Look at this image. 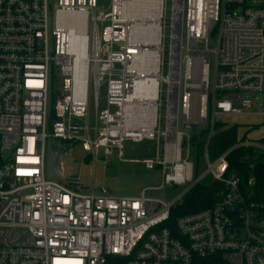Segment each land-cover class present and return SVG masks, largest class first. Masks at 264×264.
<instances>
[{"label":"built area","instance_id":"obj_1","mask_svg":"<svg viewBox=\"0 0 264 264\" xmlns=\"http://www.w3.org/2000/svg\"><path fill=\"white\" fill-rule=\"evenodd\" d=\"M129 1L110 0L104 12L96 0H53L54 47L49 54V0H0V264H264V199L255 195V178L250 175L243 181L229 163L234 149L264 153V145L238 139L215 158L208 152L218 111L264 118V94L263 99L257 96L264 93V0H170L165 74L166 0H154V19L140 20L156 30L150 46L130 35L131 22L121 17L120 8ZM61 13L83 18L80 92L75 56L59 45L55 20ZM213 32L215 47L210 49ZM50 62L63 77L51 114ZM151 66L154 69L148 71ZM90 81L95 104L97 88L105 86L107 105L95 115L98 126L92 128ZM163 84L166 121L161 130ZM137 88L140 94L132 97ZM149 93L152 97L147 99ZM147 105L154 108L152 128L140 131L132 124L144 117ZM206 121L210 130L198 150L207 169L195 178L191 139L178 126ZM48 140L68 147L77 140L87 153L108 156L116 150L118 157L125 140L154 141L152 154L140 161L148 169L161 167L159 187L190 185L172 202L146 196V189L137 196L77 191L46 176ZM207 174L218 184L214 201L172 218L182 196L205 183ZM177 200L181 201L175 204Z\"/></svg>","mask_w":264,"mask_h":264},{"label":"rangeland","instance_id":"obj_2","mask_svg":"<svg viewBox=\"0 0 264 264\" xmlns=\"http://www.w3.org/2000/svg\"><path fill=\"white\" fill-rule=\"evenodd\" d=\"M53 0H49L47 25H48V53L52 54L54 47V36L51 34L52 29V14L51 5ZM110 0H96V5L100 7L104 12L109 11ZM165 20L166 25L163 30V45H164V65L162 73L167 72V60L169 51V35H170V16H171V2L166 0L165 3ZM101 28V25H98ZM216 32L210 35L207 46L210 49L215 47ZM184 49L182 58L185 57V40L183 43ZM49 77V111L52 113V105L57 95H61L62 79L59 74L57 66H54L52 62L49 63L48 68ZM212 88V63L210 71V90ZM166 86L162 85L161 95V107L159 110V126L163 130L165 128V115H166ZM264 93H259L257 96L259 99H263ZM212 96V94H210ZM197 100H193V111L197 114ZM105 101V86L101 84L96 91V104L94 101V88L92 81L88 86V120L89 127L92 128L95 124V115L106 108ZM109 111H113L114 107L109 106ZM211 108L209 106V117ZM219 112V111H218ZM215 116V122H222L228 125L238 124L240 136H245L246 139L254 141L256 143H263L264 145V118L253 114H230L223 115L218 113ZM53 118L51 116L50 121ZM98 126V125H97ZM209 122H205L199 128H183L180 122L179 130L189 135L191 139L189 158L194 164L195 178L202 176L206 173V162L203 158L201 150H198L199 145L205 142L210 130ZM92 135V132H90ZM70 151L64 154L60 158L62 167V176L57 178L61 184L81 192H92L95 194L112 195V196H137L142 190L146 189V196L153 197L164 202H172L176 197L183 194L190 183L184 185H165L159 187L162 184L163 174L160 166H154L148 169L140 161L146 156L152 154L155 142L143 141L141 143L131 142L125 140L122 143V155L118 157L116 150L108 156H103L102 153L93 155L85 152L80 144V141H72L70 144ZM183 156L186 153L185 147H183ZM4 153V152H3ZM210 158H212L209 155ZM203 182H212L211 176L206 175ZM159 187V188H158ZM151 188V189H149ZM189 192L182 196V200ZM181 200H177L175 204H178Z\"/></svg>","mask_w":264,"mask_h":264},{"label":"bare ground","instance_id":"obj_3","mask_svg":"<svg viewBox=\"0 0 264 264\" xmlns=\"http://www.w3.org/2000/svg\"><path fill=\"white\" fill-rule=\"evenodd\" d=\"M156 6L154 0H132L122 4L120 8L121 17L124 20L131 22L129 34L136 37L144 46H150L155 43L157 38L156 30L153 25L148 23L145 26L140 24V20L155 18L156 13L151 9ZM56 30L59 35V45H62L64 51H68L75 56L76 60V76L78 91H81V82L84 72V57H85V32L83 26V18L76 13H61L55 20ZM147 49H150L146 47ZM153 60L154 54H148ZM154 67H149L148 71H152ZM138 88L135 90L132 97L138 96ZM147 99L152 97V94H145ZM131 108V107H130ZM144 108V107H143ZM128 107H125L124 113L127 114ZM144 117L136 119L132 126L140 131H145L152 128L154 108L147 105L144 108Z\"/></svg>","mask_w":264,"mask_h":264},{"label":"trees","instance_id":"obj_4","mask_svg":"<svg viewBox=\"0 0 264 264\" xmlns=\"http://www.w3.org/2000/svg\"><path fill=\"white\" fill-rule=\"evenodd\" d=\"M239 125H228L214 122L213 134L208 145V152L212 158L224 152L238 141ZM231 168L242 177L243 181L252 175L255 178L253 190L259 199H264V153L253 148L238 147L229 155ZM253 164L251 169L249 166ZM218 188L216 182L198 183L186 195L184 200L171 213L172 218L182 213L194 212L209 206L214 201V190Z\"/></svg>","mask_w":264,"mask_h":264},{"label":"water","instance_id":"obj_5","mask_svg":"<svg viewBox=\"0 0 264 264\" xmlns=\"http://www.w3.org/2000/svg\"><path fill=\"white\" fill-rule=\"evenodd\" d=\"M202 125L185 123V128H199ZM70 151V147L65 146L63 143L48 140L45 157V174L51 178H61L62 167L60 158L62 155L67 154Z\"/></svg>","mask_w":264,"mask_h":264},{"label":"crops","instance_id":"obj_6","mask_svg":"<svg viewBox=\"0 0 264 264\" xmlns=\"http://www.w3.org/2000/svg\"><path fill=\"white\" fill-rule=\"evenodd\" d=\"M256 115H258V114H256ZM239 130H240V128H239ZM238 139H246V137L245 136H240V133H239Z\"/></svg>","mask_w":264,"mask_h":264}]
</instances>
